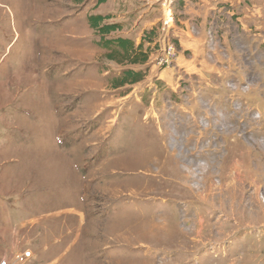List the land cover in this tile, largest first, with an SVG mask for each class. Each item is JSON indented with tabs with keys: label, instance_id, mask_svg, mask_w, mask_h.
I'll return each mask as SVG.
<instances>
[{
	"label": "rangeland",
	"instance_id": "374dc122",
	"mask_svg": "<svg viewBox=\"0 0 264 264\" xmlns=\"http://www.w3.org/2000/svg\"><path fill=\"white\" fill-rule=\"evenodd\" d=\"M98 1L0 0V264H264V0H145L151 18H159L153 42L145 44L148 61L107 63L104 54L93 55L117 75L116 84L127 70L142 72L143 80L119 86L105 132L97 118L102 106L89 117L83 105L72 119L91 121L73 135L98 141L97 148L111 137L96 162L114 158L107 173L116 171V181L102 186L116 193L99 187L91 195L116 203L88 209L106 223L96 245L109 247L85 257L78 221L59 255L44 253L37 235L28 242L23 221L42 220L47 210L42 204L30 211L25 200L38 206L51 196L47 190L38 198L43 185H81L74 171L86 174L95 162L78 166L69 135L61 136L59 94L67 81L54 44L66 26L88 30L83 14H107L121 2L130 7V0ZM169 41L177 58L165 67L159 61ZM93 84L110 90L114 80ZM68 127L75 130L72 122ZM38 220L30 223L38 228ZM61 221L56 225L64 228ZM90 221L82 227L96 233Z\"/></svg>",
	"mask_w": 264,
	"mask_h": 264
},
{
	"label": "crops",
	"instance_id": "0c3cea01",
	"mask_svg": "<svg viewBox=\"0 0 264 264\" xmlns=\"http://www.w3.org/2000/svg\"><path fill=\"white\" fill-rule=\"evenodd\" d=\"M116 2L117 0H113ZM154 3L158 0H151ZM145 0H130V7L127 9V4L121 2V7L118 9H113V11L108 12H99L94 15L83 14L82 17L88 21V30L86 27H83L81 30L74 29L72 27L66 26V31L56 32L55 34V44L54 48L60 51V65L63 67L64 77L66 79V89L60 93L59 95L63 98L62 105L60 108L62 109V114H64V124L60 128V132L62 133L61 136L69 135L70 139H67L68 147L73 154V157L79 163L77 164H84L85 159L95 160L92 163V168H86L85 171H78V174L74 171V180L81 181V185H75L72 181L69 180V183L66 184H59V188L55 190V188H48L46 185H43L37 190L38 198L41 196V193L44 191L49 190L48 195H43L40 201V205H33L31 200H29V204H27L25 200L24 208H28V210H37L40 209L42 204L44 205V210H47L45 214L47 216L42 220H38V216L31 217L29 215V219L27 221H23L25 223L28 222V229H25V232L28 235V242L32 243L33 240H38L39 248L48 255H59L63 249H66L70 244L68 236L76 232L75 229L78 230V234L82 237H85L88 241V245L84 247V255L87 257L88 252H99V249H106L109 247L107 244L101 247L96 245L97 238L99 235V225L106 224L105 221H97V216H90L88 213V209H93L97 204L98 206H106L109 207L112 204L116 203L114 198H110L112 194L113 186L111 184L107 186H102V184H107L109 182H113V178L116 175V171L113 173H107L110 169L111 160L114 158H110L109 154L104 156L101 162H96L99 152L106 147H109L107 142L111 139V137L105 139L101 144L98 146V141L96 140H83L84 137H75V135L79 130L84 129L85 125L87 127H91V121L79 120L74 121L73 116L77 114V111L80 109L81 111L84 110L86 107V115L90 117L89 114L95 113L93 111L95 108L102 106L101 111L98 112V126L99 133L105 132L106 130L110 129V124H106L108 122V112L111 111L112 106H108L110 104L115 103V95L114 93L121 89L120 87H116L115 79L117 77L116 74H111L109 71H103V65L99 64L98 61L94 58L95 55L104 54L107 63H118L116 61H111L107 59V54L110 52V49H107L103 46L104 43L108 42L110 45L108 47H114L115 44H112V40L117 38L130 40L134 43L135 47H138L143 42L144 33L149 31L153 27L157 26V22L159 18H151L153 14L145 9ZM104 4V3H103ZM102 5V4H101ZM100 6V5H99ZM81 14V13H80ZM111 16V19L106 21L105 24H120L122 25L121 31L113 32L107 37L101 36L95 30L91 28L89 25V17L91 16ZM78 16V15H77ZM150 19H149V18ZM133 23V26L129 29L128 27ZM69 25V24H68ZM111 41V43H110ZM102 42V44H101ZM148 45V44H147ZM145 45V47L147 46ZM75 53V54H74ZM86 59V63H80L82 59ZM100 57H98L99 59ZM73 62L75 65H71L68 67V63ZM78 66H81L79 68ZM108 66V64H107ZM87 68V69H86ZM103 72V73H102ZM90 74V75H88ZM103 79L114 80V84H111L110 90H105L101 88L94 87L93 82L99 83V81ZM119 77L116 81H118ZM130 83H127L123 86L128 87ZM133 85V84H131ZM112 94V95H110ZM100 98V100H99ZM102 98V99H101ZM113 98V99H112ZM104 99V100H103ZM107 99V102H105ZM112 99V101H111ZM111 101V102H110ZM106 103V104H105ZM84 105V106H83ZM84 108H83V107ZM103 110V111H102ZM113 111V109H112ZM83 115V112H81ZM82 117V116H80ZM72 122L74 126V131H69L72 129L68 127V123ZM83 124V125H82ZM102 127V128H101ZM113 127V126H112ZM72 135V136H71ZM75 137V138H73ZM74 140H71V139ZM52 144L55 145L56 148H60L55 140H45L46 146ZM73 143V144H71ZM91 143V146L90 144ZM94 144L96 146H94ZM108 145V146H107ZM46 146H43V149H46ZM103 147V148H102ZM102 148L101 150H99ZM62 150V149H61ZM88 152L87 157L83 154L84 152ZM52 153H50L51 155ZM52 157V155H51ZM101 164H103L101 166ZM84 167V165H83ZM94 172H93V171ZM93 172V173H92ZM92 173V179L90 178V174ZM37 172L33 173L34 177H37ZM94 174V176H93ZM106 174V175H104ZM39 175L52 177L56 176L54 174L48 172H40ZM88 176V182L86 177ZM110 176V177H109ZM101 180V183H99ZM104 180V181H103ZM115 184V183H113ZM102 190H110V196L104 199L102 196L99 195H91V189H100ZM64 189V193L63 190ZM57 196L60 200L58 204L53 202V197ZM25 198V196L23 197ZM104 199V200H103ZM112 201V202H111ZM90 203V205L88 204ZM102 203V204H101ZM113 206V205H112ZM87 211V212H86ZM77 217L79 219H77ZM91 220L90 222L94 221L93 226L96 228V233H91L89 228H83L82 225L85 221ZM31 220H38V228H36V223H30ZM59 220L64 221V228L59 227L56 225ZM61 221V222H62ZM80 224L81 227L76 228L72 226L74 224ZM88 223V222H86ZM40 225V226H39ZM71 225V226H70ZM92 226V227H93ZM75 227V229H74ZM105 228V227H103ZM28 230V231H27ZM91 233V234H90ZM38 237H37V236ZM37 237V238H36ZM107 238V236H106ZM105 238V240H106ZM68 240V241H67ZM77 240H74L72 243V247L76 245ZM113 249V246L110 247ZM55 256H50L53 258ZM50 264V263H49Z\"/></svg>",
	"mask_w": 264,
	"mask_h": 264
},
{
	"label": "trees",
	"instance_id": "16d2710c",
	"mask_svg": "<svg viewBox=\"0 0 264 264\" xmlns=\"http://www.w3.org/2000/svg\"><path fill=\"white\" fill-rule=\"evenodd\" d=\"M108 0H99L98 4L101 5ZM111 16H91L89 17V25L93 30L99 33L103 37H107L113 32L121 31L122 25L120 24H105L106 21L110 20ZM158 26L153 27L149 31L144 33L143 42L138 47H135L134 43L130 40L117 38L112 40L114 47H108V42L104 43L103 46L110 49L107 54V59L116 61L120 64L128 63L132 65L145 64L149 56L147 52H144L145 44L151 43L154 40V34H156ZM111 43V41H110ZM102 44V42H101ZM143 80L142 72H136L134 70H127L124 74L123 79L116 84V87L123 86L127 83L136 84Z\"/></svg>",
	"mask_w": 264,
	"mask_h": 264
},
{
	"label": "built area",
	"instance_id": "2783aa9c",
	"mask_svg": "<svg viewBox=\"0 0 264 264\" xmlns=\"http://www.w3.org/2000/svg\"><path fill=\"white\" fill-rule=\"evenodd\" d=\"M171 22L168 23V25H170ZM169 41L168 44H166V48H165V54L163 55V57L160 59L159 64L161 66H165V67H171L173 65L174 59L177 58V51H176V45ZM7 264V263H4Z\"/></svg>",
	"mask_w": 264,
	"mask_h": 264
},
{
	"label": "bare ground",
	"instance_id": "6f19581e",
	"mask_svg": "<svg viewBox=\"0 0 264 264\" xmlns=\"http://www.w3.org/2000/svg\"><path fill=\"white\" fill-rule=\"evenodd\" d=\"M209 191H210V188H209ZM221 191H222V189H221ZM114 192L116 193V190L112 189V194H114ZM214 192H215V191H214ZM212 193H213V191H212ZM215 193H216V192H215ZM215 193H214V194H215ZM217 195H218V194H217ZM217 195H216V196H217ZM212 196H213V195H211L210 198H212ZM218 199H220V203H219L218 205L221 206V207L219 206V208H221V210H222V208H224V204H222V198H221V196H220V198H218ZM210 200H211V199H210ZM212 203H213V202H212ZM213 205H217L216 200H214V204H213ZM242 208H243V207H242ZM215 209H216V208H215ZM215 212H216V211H215ZM224 215H225V214H224ZM216 219H217V218H216ZM120 225H121V224H120ZM216 231H217V230H216ZM215 233H217V232H215ZM212 234H213V233H212ZM213 235H215V234H213ZM5 263H8V262H5Z\"/></svg>",
	"mask_w": 264,
	"mask_h": 264
}]
</instances>
